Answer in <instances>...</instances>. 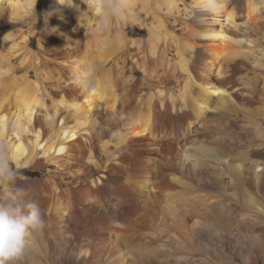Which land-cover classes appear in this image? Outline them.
Returning a JSON list of instances; mask_svg holds the SVG:
<instances>
[{"label":"bare ground","instance_id":"1","mask_svg":"<svg viewBox=\"0 0 264 264\" xmlns=\"http://www.w3.org/2000/svg\"><path fill=\"white\" fill-rule=\"evenodd\" d=\"M44 1L0 0V146L46 220L10 264H264V0Z\"/></svg>","mask_w":264,"mask_h":264},{"label":"clouds","instance_id":"2","mask_svg":"<svg viewBox=\"0 0 264 264\" xmlns=\"http://www.w3.org/2000/svg\"><path fill=\"white\" fill-rule=\"evenodd\" d=\"M57 2L63 4L64 0ZM105 7L118 14L122 5L110 2ZM17 176L9 151L0 146V185L8 186L0 192V264H10L23 255L31 246L29 237L46 228L44 213L35 201L26 199V190L16 182Z\"/></svg>","mask_w":264,"mask_h":264},{"label":"rangeland","instance_id":"3","mask_svg":"<svg viewBox=\"0 0 264 264\" xmlns=\"http://www.w3.org/2000/svg\"><path fill=\"white\" fill-rule=\"evenodd\" d=\"M230 1L231 2L233 1L234 2V0H230ZM41 2L44 3L45 1L44 0H41ZM181 6H183V5H181ZM193 10H194V12H195L196 15H193L192 20H194V21L197 22L196 18H197V16H199L201 14V10L199 8H197V7L196 8L193 7ZM48 11H52V10H50L48 7L43 8L42 5H39L38 6V9H37V12H36V15H34L33 18L29 19L28 25H25L26 27H24L26 29H32L37 34V35L35 34L34 37H31V43H32L31 44V48L34 51H38V49H39V41H38V39L41 37L42 34L46 33L47 30H48V27H49V23L48 22H49V16H50V14L48 13ZM56 18L59 19L58 15L56 16ZM0 22H1L0 23V29L6 28L5 29L6 30L5 33L6 32H9L11 30H15V28H13L12 26L9 25V21H8V19H7L6 16L4 18H2V20ZM72 23L76 25V21H73ZM130 28H132V27H129L128 28V31L129 32L134 31V28H132V30ZM135 29L138 30V32H140V31L141 32H144V34L142 36L143 38H148V33H147V30L146 29H141L139 26H135ZM247 30H248V28L245 25H242L241 30H240V32H241L240 34H244V36L247 34V37L248 36L249 37H252V39L254 41L255 40L256 41L258 40L256 42L257 45L256 44L255 45L253 44L254 45L253 47L256 48L255 49L256 50V55H259V57H261L262 55L259 52H263L262 49H264V41H263L264 40V37H262V36H264V35H262V34H264L263 33L264 32V29H262V31L260 30L261 32H259V34H256L257 36L254 35L255 33H253L252 31L250 32V31H247ZM253 36H255V37H253ZM1 41H2V37H0V43H1ZM30 169H32V168L30 167ZM45 173H46V170H42V171L39 172V175L43 176V175H45ZM27 175H31L30 172H28Z\"/></svg>","mask_w":264,"mask_h":264},{"label":"snow or ice","instance_id":"4","mask_svg":"<svg viewBox=\"0 0 264 264\" xmlns=\"http://www.w3.org/2000/svg\"><path fill=\"white\" fill-rule=\"evenodd\" d=\"M62 150V149H61Z\"/></svg>","mask_w":264,"mask_h":264}]
</instances>
